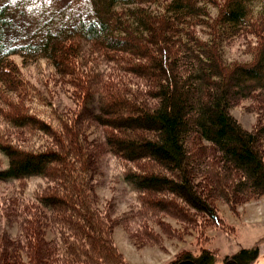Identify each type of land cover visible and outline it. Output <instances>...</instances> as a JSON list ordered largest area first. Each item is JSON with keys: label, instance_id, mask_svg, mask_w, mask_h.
I'll use <instances>...</instances> for the list:
<instances>
[{"label": "trees", "instance_id": "trees-1", "mask_svg": "<svg viewBox=\"0 0 264 264\" xmlns=\"http://www.w3.org/2000/svg\"><path fill=\"white\" fill-rule=\"evenodd\" d=\"M235 41L250 61L227 57ZM42 64L47 77L27 78ZM55 88L75 106L57 105ZM243 100L252 129L231 113ZM0 151L1 181H48L13 205L18 233H0V264H130L112 236L124 218L142 217L141 246L161 239L166 214L216 223L219 201L264 196V0H56L38 20L0 0ZM105 152L137 193L133 212L99 203Z\"/></svg>", "mask_w": 264, "mask_h": 264}, {"label": "rangeland", "instance_id": "rangeland-1", "mask_svg": "<svg viewBox=\"0 0 264 264\" xmlns=\"http://www.w3.org/2000/svg\"><path fill=\"white\" fill-rule=\"evenodd\" d=\"M26 9L28 15L38 20L56 0H16ZM97 57V56H96ZM227 57L241 62L250 61L251 54L244 52L240 41H235L227 47ZM99 55L94 63L113 76L121 74L115 65L103 64ZM26 74L31 81H39L47 77V67H31ZM40 82V81H39ZM50 85V82H47ZM41 85V84H40ZM42 86V85H41ZM59 89V88H58ZM55 88L52 93L53 101L61 108L74 107L75 103L66 90ZM251 100H243L231 107V113L247 129H252L258 120L255 111L247 108ZM91 127L90 129H92ZM90 139L98 138V130L92 129ZM89 132V131H88ZM34 143V142H32ZM38 144V141H36ZM8 159L0 151V168L7 166ZM95 191L102 207L107 206L114 217L133 212L139 207L137 193L130 188L122 176V165L111 152H105L96 159L94 170ZM47 179L43 176H33L23 180H0V233L4 230L12 236L18 233L17 218L11 211L15 202L32 201L38 188L46 186ZM218 221L189 218L179 220L171 215H165L163 224L155 225L159 241H149L138 245L134 239L136 229L142 224V217L135 220L124 218L129 222L115 225L113 241L125 260L130 264H174V261L184 254L198 255L201 249H209L211 253L222 260L228 253H236L242 248L252 249L259 246L264 249V196L252 198L239 204L218 202ZM133 210V211H131ZM135 213V212H134ZM173 229L177 231L174 232ZM168 230V233L165 232ZM179 260V259H178Z\"/></svg>", "mask_w": 264, "mask_h": 264}, {"label": "flooded vegetation", "instance_id": "flooded-vegetation-1", "mask_svg": "<svg viewBox=\"0 0 264 264\" xmlns=\"http://www.w3.org/2000/svg\"><path fill=\"white\" fill-rule=\"evenodd\" d=\"M245 249V248H242ZM241 249V250H242ZM210 251L209 249H201L198 255H191L179 258L176 264H264V249L256 246L252 248V254L248 259H239L237 253H231L218 260L214 253L210 252V256H205L204 252ZM207 257L210 263L206 262Z\"/></svg>", "mask_w": 264, "mask_h": 264}]
</instances>
